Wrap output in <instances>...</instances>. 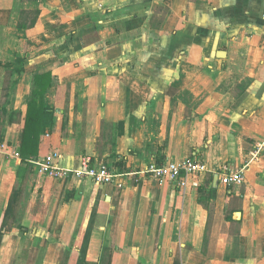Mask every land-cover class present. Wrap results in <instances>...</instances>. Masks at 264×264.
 Returning a JSON list of instances; mask_svg holds the SVG:
<instances>
[{"label": "crops", "instance_id": "1", "mask_svg": "<svg viewBox=\"0 0 264 264\" xmlns=\"http://www.w3.org/2000/svg\"><path fill=\"white\" fill-rule=\"evenodd\" d=\"M6 69L0 264H264V0H0V81ZM44 72L56 125L24 159ZM52 152L138 173L58 182L37 170ZM188 156L211 171L139 173ZM225 163H248L242 184H215Z\"/></svg>", "mask_w": 264, "mask_h": 264}, {"label": "built area", "instance_id": "2", "mask_svg": "<svg viewBox=\"0 0 264 264\" xmlns=\"http://www.w3.org/2000/svg\"><path fill=\"white\" fill-rule=\"evenodd\" d=\"M263 150L259 145L254 156L256 157ZM59 154L52 152L37 163L38 173L46 178L58 182H66L73 179H90L98 185H111L117 188L124 186L125 175H134L138 172L116 171L105 163L94 161L91 157H84L80 167L77 169H66L58 165ZM247 164L233 166L229 163L223 164L216 171L220 183L224 185L242 184L245 181V172ZM207 163L194 156H188L181 160H168L163 162H151L145 168L140 170L158 183L173 182L176 185H183L187 176L198 178L199 176L210 172ZM194 185L197 183L194 182Z\"/></svg>", "mask_w": 264, "mask_h": 264}, {"label": "trees", "instance_id": "3", "mask_svg": "<svg viewBox=\"0 0 264 264\" xmlns=\"http://www.w3.org/2000/svg\"><path fill=\"white\" fill-rule=\"evenodd\" d=\"M16 62H21V58H17ZM16 72H20L19 67ZM53 79L51 72L32 76L20 147V155L24 159L38 155L42 136L56 125V110L46 101V92L54 83Z\"/></svg>", "mask_w": 264, "mask_h": 264}, {"label": "rangeland", "instance_id": "4", "mask_svg": "<svg viewBox=\"0 0 264 264\" xmlns=\"http://www.w3.org/2000/svg\"><path fill=\"white\" fill-rule=\"evenodd\" d=\"M14 68H18V66L16 65ZM13 70H10V69H6V72L3 76V80L0 81V85H1V94L2 97H1V102L3 101H7L8 98H7V93H9L10 91H12L14 89V86H15V83H16V80L14 81L12 78L13 76L11 77V74L10 72H12ZM6 95V97H5ZM46 101L48 103L51 102V99L50 97H46ZM55 108V107H54ZM4 126L5 124H0V135H2V132H4Z\"/></svg>", "mask_w": 264, "mask_h": 264}, {"label": "water", "instance_id": "5", "mask_svg": "<svg viewBox=\"0 0 264 264\" xmlns=\"http://www.w3.org/2000/svg\"><path fill=\"white\" fill-rule=\"evenodd\" d=\"M214 181H215V184L218 182V177L217 176H215Z\"/></svg>", "mask_w": 264, "mask_h": 264}]
</instances>
